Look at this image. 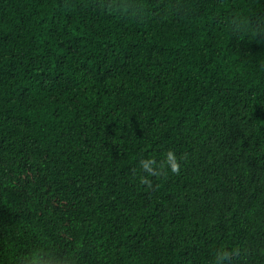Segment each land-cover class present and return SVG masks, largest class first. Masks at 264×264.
<instances>
[{
	"label": "trees",
	"instance_id": "obj_1",
	"mask_svg": "<svg viewBox=\"0 0 264 264\" xmlns=\"http://www.w3.org/2000/svg\"><path fill=\"white\" fill-rule=\"evenodd\" d=\"M0 264H264V0H0Z\"/></svg>",
	"mask_w": 264,
	"mask_h": 264
},
{
	"label": "clouds",
	"instance_id": "obj_2",
	"mask_svg": "<svg viewBox=\"0 0 264 264\" xmlns=\"http://www.w3.org/2000/svg\"><path fill=\"white\" fill-rule=\"evenodd\" d=\"M173 167H174V169H175V165H174Z\"/></svg>",
	"mask_w": 264,
	"mask_h": 264
}]
</instances>
